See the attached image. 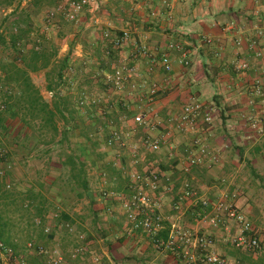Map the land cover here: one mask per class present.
I'll use <instances>...</instances> for the list:
<instances>
[{"label":"rangeland","instance_id":"rangeland-1","mask_svg":"<svg viewBox=\"0 0 264 264\" xmlns=\"http://www.w3.org/2000/svg\"><path fill=\"white\" fill-rule=\"evenodd\" d=\"M79 1L58 0L55 4H48L46 1L32 6L30 0H0V110L9 107L16 114L13 118L7 117L1 125L5 128L0 126V157L3 156L0 161V224L8 234L4 237L13 244V248L6 246L11 250V256L0 258L7 264H27L25 255L28 256L31 252L28 253L25 244L33 242L42 246V241H46L47 248L61 253L64 264H93L92 257L99 258L103 264L100 256L102 244L93 241L91 245H85L89 239L100 238L94 221V209H97V205H102L98 208H101L106 220L121 219V233L124 237L144 234L141 228L127 234L130 225L126 223L116 203L102 193L128 194L127 173L132 170L141 172L150 160L153 161L151 156L154 154L145 152L140 147V142L146 137L145 131L134 127L130 121L141 110L151 113L147 106L154 100L156 91L150 95L152 84L149 80L145 84L142 78L134 77L127 63L116 64L115 52L128 40V32L96 22L103 18L102 15L106 17L104 10L114 14L119 12L126 15L127 19L132 18L131 11L128 12L129 5H125L127 3L124 0H89L93 3L92 6L74 12L71 3ZM133 1L136 0L131 2ZM89 8L91 12H88ZM111 16L114 25L116 23L118 27L119 22L114 21L116 15L109 17ZM12 38H16L18 44L12 45ZM113 42H118L117 46ZM75 43L84 47L82 50L85 55L80 53ZM36 48L45 54L55 53L47 69L28 73L30 82L47 104H51L53 100L58 101V97L61 99L58 108L63 115L55 113L53 122L57 134L52 137L51 134L37 131V120L24 116L17 100L19 88L1 80L3 70L9 69L10 64L21 67L19 59L24 56L25 61H28L29 51ZM63 58L66 59V64L58 81L57 66ZM117 72L119 80L115 78ZM48 81L51 83V92L46 89ZM155 112L157 117H165V111ZM151 119L148 115L145 122L147 128H159L152 124ZM64 123L70 130L66 139L59 141ZM110 131L127 134L123 148L105 144ZM130 144L138 147L135 158L131 157ZM70 150L75 155H80L87 180L86 193L68 177L70 174L64 163ZM174 164L170 162L169 166H165L164 163L161 165L153 162L151 166L156 170L165 168L168 171L174 168ZM187 172L182 170L181 174ZM179 182L181 185L187 180ZM189 186L192 194L190 199L179 201V192L173 194L171 190L166 193L170 202H178V206L186 201L191 202L196 208L195 215L210 216L211 213L206 215L208 208L200 203L205 199L196 195L191 185ZM156 200H159V196H156L154 202ZM171 210H174L172 205ZM180 210L182 208L178 207L174 211ZM66 213L71 216L70 221L62 218L61 214ZM153 213L156 216L160 214L155 207ZM160 218L162 226L164 219L161 214ZM86 228L92 236L89 233L87 237L84 236L82 231ZM163 228L162 226L159 231ZM50 232L54 240H46L45 236ZM158 232L147 236L152 248L184 259L181 254L164 249L155 242L164 241L167 237H159ZM79 246L85 249L82 258L71 262L68 254ZM194 264L200 263L196 261Z\"/></svg>","mask_w":264,"mask_h":264},{"label":"crops","instance_id":"crops-1","mask_svg":"<svg viewBox=\"0 0 264 264\" xmlns=\"http://www.w3.org/2000/svg\"><path fill=\"white\" fill-rule=\"evenodd\" d=\"M124 1L132 18L104 10L106 17L102 15L96 22L128 32V40L115 52L116 64L127 63L134 77L142 78L145 84L149 80L156 87V96L147 106L151 113L147 112L146 118L149 115L152 124L159 128L140 127L145 131V138L157 140L160 146L151 156L153 161L147 164L169 166L174 162L172 170L158 171L168 177L173 194L180 192L179 181L187 180L196 195L208 203L206 215L211 213L210 205L222 195L229 199L234 194V206L257 236L263 237L264 100L251 91L255 81L264 83V0ZM110 15H116L114 21L119 22L118 27ZM75 44L85 55L84 47ZM168 44H176L179 50H167ZM182 53L184 65L179 62ZM163 55L168 60L166 69L159 63ZM242 62L247 68L237 69ZM190 101L211 112L210 122L198 124L186 133L173 127L167 129L166 119L176 118L182 106ZM160 110L166 112L165 117L156 116L155 111ZM194 140L204 144L208 155L199 166L181 174ZM154 203L164 219L159 237L163 238L166 229L169 232L171 227H176L210 236L214 240V252L230 264H264V253L250 254L231 247L228 242L236 232L233 223L213 228L207 223L209 216L195 215L196 208L188 201L179 204L180 212L171 210L174 203L167 194ZM96 207L95 229L100 238L89 239L85 245L93 241L102 244L103 264H188L177 255L154 250L148 235L124 237L121 219L106 220L98 208L102 205ZM65 216L72 219L67 213ZM82 232L86 237L88 233L92 236L87 228ZM45 238L54 240L51 232ZM41 243L47 248L46 241ZM25 256L27 264H42L44 260L32 253ZM0 264L7 263L0 259Z\"/></svg>","mask_w":264,"mask_h":264},{"label":"built area","instance_id":"built-area-1","mask_svg":"<svg viewBox=\"0 0 264 264\" xmlns=\"http://www.w3.org/2000/svg\"><path fill=\"white\" fill-rule=\"evenodd\" d=\"M140 2H146L151 0H138ZM89 0H80L76 3H71L72 10L78 12L82 8L92 6ZM92 10L89 8L88 12ZM104 37H107L104 34ZM118 42H113L114 46H117ZM167 50H179L176 44H168ZM141 53L145 55V51L140 49ZM181 64H186L184 53L181 54L179 61ZM160 66L164 69L168 66V60L165 55L159 59ZM247 68L246 63H240L237 65V69L245 70ZM116 80L120 79L119 73L115 75ZM156 87L151 86L149 94L155 93ZM252 94L257 97H261L264 100V83L255 81L252 84ZM150 101V99H148ZM146 111L141 110L132 118L131 123L134 127L147 128L146 126ZM211 112L204 108L201 104L196 102H187L184 104L174 119L167 118V129L173 127L180 133L191 132L198 124H207L211 120ZM133 131V129H132ZM126 135H122L118 131H110L108 133L105 144L107 146L116 145L118 148H123L126 145ZM140 147L145 152L155 153L159 149L158 141L155 139L145 138L140 142ZM130 154L132 158L136 156V149L138 147L134 144L129 145ZM208 152L203 143L194 140L191 148L188 151L186 158V167L183 169L187 172L191 167L199 166ZM128 179V194L115 193V192H103L104 197L114 201L120 210L121 215L124 216L126 223L130 225V229L127 234H130L133 230L141 228L145 235H155L161 228L160 214L154 215V207H156L154 200L156 196L166 194L171 190L172 184L169 182L168 177H164L161 172L154 169L151 165L145 166L141 169V172L131 171L127 173ZM181 199L188 200L192 194L190 186L187 182L180 185ZM234 194H231L229 199H226L225 195L211 206V216L207 219L209 225L217 227L220 225L225 226L226 223H233L236 226V232L230 238L229 244L233 248L240 251H252L257 253H264V236L258 237L252 228L251 224L244 217V215L234 206L233 203ZM154 199V200H153ZM156 202V201H155ZM202 206L207 207V202L201 201ZM173 209H178V202L174 204ZM142 216L139 220L138 217ZM38 224V221H35ZM81 239L82 236H79ZM159 246L164 249H169L176 254H181L184 260L188 264H194L199 262L200 264H230L228 260L216 254L213 250V240L206 235H194L186 230H182L176 227H171L164 241H155ZM25 249L32 254L41 256L44 258L42 264H64L61 253L56 249L45 248L40 245H35L33 242H27ZM85 249L81 246L72 250L68 254V259L72 262L76 259L82 258ZM196 254V256H195ZM1 256L10 257L11 250L0 243V258ZM93 264H102L100 259L92 257ZM23 264V263H21Z\"/></svg>","mask_w":264,"mask_h":264},{"label":"trees","instance_id":"trees-1","mask_svg":"<svg viewBox=\"0 0 264 264\" xmlns=\"http://www.w3.org/2000/svg\"><path fill=\"white\" fill-rule=\"evenodd\" d=\"M32 6H36L42 2L48 1V4H55L58 0H30ZM12 45L18 44L16 38L11 39ZM55 56V53H46L39 51L36 49H31L29 51V60L25 61L24 56H22L19 61L21 67L10 64L9 69L3 70L1 72V80L7 85H15L19 88V94L17 97L18 103L20 104V109L23 111L24 116L29 117L32 120H37L35 128L39 132H45L47 134H51V137L57 134V129L54 125L53 118L55 113H58L60 116L63 115L62 111L59 110L58 104L60 103L58 97L56 100L51 102V104H47L43 98L39 95L38 91L35 89L33 84L30 82L28 73L29 72H37L41 70H45L48 68L49 61L52 57ZM66 59H62L57 66V76L56 80L60 81L61 79V71L65 67ZM48 74H46V78ZM55 80V81H56ZM46 89L49 92L52 91L50 81L46 84ZM3 109V108H2ZM1 109V110H2ZM0 110V111H1ZM10 108L6 107L0 112V126L7 120V117L13 118L16 114L15 112H10ZM8 115V116H7ZM64 120V119H63ZM1 128H5V126H1ZM33 128V129H35ZM70 128L64 123L62 130L59 133V141H64L67 137V132ZM44 133V134H45ZM3 155V154H2ZM3 159V156L0 157V161ZM64 166L67 167L69 172V178L71 181H74L76 184L81 186V190L83 192L88 191L87 180L85 178V174L83 171V164L80 162V155H75L72 150L68 152L65 156ZM62 218L68 220L65 214H61ZM165 237L167 235V231H164ZM4 235H8L3 230V225L0 224V243L4 246L12 247L13 244L7 237ZM163 236V239L165 238Z\"/></svg>","mask_w":264,"mask_h":264}]
</instances>
